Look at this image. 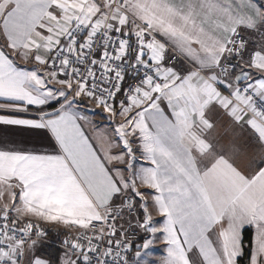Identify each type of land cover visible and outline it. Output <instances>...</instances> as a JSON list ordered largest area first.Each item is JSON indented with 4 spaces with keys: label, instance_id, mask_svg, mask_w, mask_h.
<instances>
[{
    "label": "snow or ice",
    "instance_id": "6c2138e0",
    "mask_svg": "<svg viewBox=\"0 0 264 264\" xmlns=\"http://www.w3.org/2000/svg\"><path fill=\"white\" fill-rule=\"evenodd\" d=\"M0 264H264V0H0Z\"/></svg>",
    "mask_w": 264,
    "mask_h": 264
},
{
    "label": "crops",
    "instance_id": "0c3cea01",
    "mask_svg": "<svg viewBox=\"0 0 264 264\" xmlns=\"http://www.w3.org/2000/svg\"><path fill=\"white\" fill-rule=\"evenodd\" d=\"M204 131H206V128L202 130L199 126L187 130L184 136L186 146L192 148L202 147L201 137L204 135ZM234 131L240 133L241 142L246 136L250 135L246 130L234 129ZM208 139L212 142L213 150L208 153L206 160H211L214 155L222 152L236 169L245 174L249 173L252 153H249L248 157L233 155L228 147L231 136L225 134L224 127L221 124H217L216 128L209 134ZM221 145L224 147L221 148ZM222 167L231 173L232 170L227 163L222 162Z\"/></svg>",
    "mask_w": 264,
    "mask_h": 264
}]
</instances>
